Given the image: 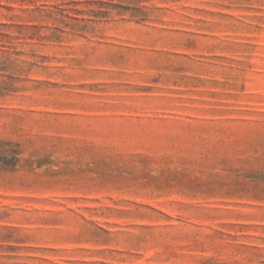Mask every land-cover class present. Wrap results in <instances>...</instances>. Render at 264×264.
Masks as SVG:
<instances>
[{"label":"rangeland","instance_id":"374dc122","mask_svg":"<svg viewBox=\"0 0 264 264\" xmlns=\"http://www.w3.org/2000/svg\"><path fill=\"white\" fill-rule=\"evenodd\" d=\"M0 264H264V0H0Z\"/></svg>","mask_w":264,"mask_h":264}]
</instances>
